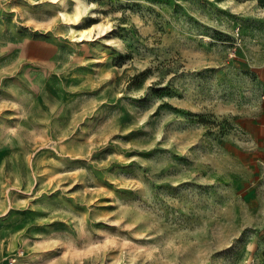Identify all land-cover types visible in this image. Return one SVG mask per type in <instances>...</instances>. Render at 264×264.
Here are the masks:
<instances>
[{"label": "rangeland", "instance_id": "1", "mask_svg": "<svg viewBox=\"0 0 264 264\" xmlns=\"http://www.w3.org/2000/svg\"><path fill=\"white\" fill-rule=\"evenodd\" d=\"M264 0H0V264H264Z\"/></svg>", "mask_w": 264, "mask_h": 264}, {"label": "crops", "instance_id": "2", "mask_svg": "<svg viewBox=\"0 0 264 264\" xmlns=\"http://www.w3.org/2000/svg\"><path fill=\"white\" fill-rule=\"evenodd\" d=\"M263 115H264V113H263ZM263 122H264V116H262L261 118H259V121H257L256 123H257L258 127H261V125H262Z\"/></svg>", "mask_w": 264, "mask_h": 264}, {"label": "built area", "instance_id": "3", "mask_svg": "<svg viewBox=\"0 0 264 264\" xmlns=\"http://www.w3.org/2000/svg\"><path fill=\"white\" fill-rule=\"evenodd\" d=\"M261 98H262V101H264V94L262 95V97H261Z\"/></svg>", "mask_w": 264, "mask_h": 264}]
</instances>
